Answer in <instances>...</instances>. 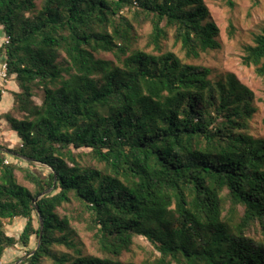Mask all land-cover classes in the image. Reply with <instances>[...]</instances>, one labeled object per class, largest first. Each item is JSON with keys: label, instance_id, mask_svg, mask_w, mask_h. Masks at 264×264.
<instances>
[{"label": "trees", "instance_id": "16d2710c", "mask_svg": "<svg viewBox=\"0 0 264 264\" xmlns=\"http://www.w3.org/2000/svg\"><path fill=\"white\" fill-rule=\"evenodd\" d=\"M218 36L203 0H0V61L15 82L0 91V141L3 127L13 139L0 144V262L17 246L20 264H136L125 254L141 239L143 264H264L249 237L264 239L254 94L192 63L220 50ZM242 51L264 82V28ZM17 218L15 238L4 222Z\"/></svg>", "mask_w": 264, "mask_h": 264}, {"label": "rangeland", "instance_id": "374dc122", "mask_svg": "<svg viewBox=\"0 0 264 264\" xmlns=\"http://www.w3.org/2000/svg\"><path fill=\"white\" fill-rule=\"evenodd\" d=\"M203 1L211 20L218 28V40L221 48L218 51H210L201 55L198 60H194L192 63L209 68L212 71V76L231 73L253 92L254 106L257 112L250 123V133L255 137L264 138V82L255 74L253 67H247L242 64L243 45L252 44L254 36L259 34L264 28V0ZM39 4V2L36 3L37 9H39ZM232 27L234 29L233 36H231ZM136 31L139 38L133 47L142 48L145 44L146 36L150 32V25L148 23H143ZM164 50L176 54L179 58H184L183 53L179 50V46H174L171 39L165 42ZM95 56L100 59L115 62V58L111 53L100 52ZM14 85V81H7L4 83L0 79V91H5L4 87L9 88ZM6 105H8V102ZM7 109H9V106H7L6 110ZM1 130L4 138L0 141V144L8 145L13 143L12 136L9 134L8 129L3 127ZM15 176L16 181L20 185L26 187L30 192L34 191L33 185L24 179L23 173L16 171ZM56 212L60 217L67 214V212L61 208L57 209ZM23 222L24 219L22 218H17L9 224L5 221L6 232L17 238L23 227ZM71 226L77 232L78 238L83 243L85 251L93 253L94 249L89 240L88 233L84 229V225L71 222ZM249 237L255 241L254 244L264 246V239L261 234L251 232ZM31 247H35V240H32ZM149 255L150 249L146 242L137 239L131 252L125 254V257L131 259L136 264H143V262L149 258ZM25 258L24 250L21 248L17 249V246H15L7 249L3 253L1 262L3 264H20Z\"/></svg>", "mask_w": 264, "mask_h": 264}, {"label": "built area", "instance_id": "2783aa9c", "mask_svg": "<svg viewBox=\"0 0 264 264\" xmlns=\"http://www.w3.org/2000/svg\"><path fill=\"white\" fill-rule=\"evenodd\" d=\"M6 70H7L6 63L3 62V61H0V79H1L4 83L7 82Z\"/></svg>", "mask_w": 264, "mask_h": 264}, {"label": "crops", "instance_id": "0c3cea01", "mask_svg": "<svg viewBox=\"0 0 264 264\" xmlns=\"http://www.w3.org/2000/svg\"><path fill=\"white\" fill-rule=\"evenodd\" d=\"M1 93H4L3 91H1ZM7 104V102H5L4 104H3V107H5V110H6V108H7V106H10V103H8V105H6ZM1 264H3L2 262H0Z\"/></svg>", "mask_w": 264, "mask_h": 264}, {"label": "water", "instance_id": "95a60500", "mask_svg": "<svg viewBox=\"0 0 264 264\" xmlns=\"http://www.w3.org/2000/svg\"><path fill=\"white\" fill-rule=\"evenodd\" d=\"M4 152H6L7 150H5V149H2Z\"/></svg>", "mask_w": 264, "mask_h": 264}]
</instances>
